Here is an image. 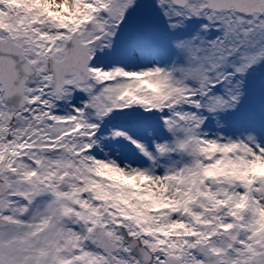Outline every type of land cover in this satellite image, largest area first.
I'll use <instances>...</instances> for the list:
<instances>
[{
  "label": "snow or ice",
  "instance_id": "obj_1",
  "mask_svg": "<svg viewBox=\"0 0 264 264\" xmlns=\"http://www.w3.org/2000/svg\"><path fill=\"white\" fill-rule=\"evenodd\" d=\"M0 264H264V0H0Z\"/></svg>",
  "mask_w": 264,
  "mask_h": 264
}]
</instances>
